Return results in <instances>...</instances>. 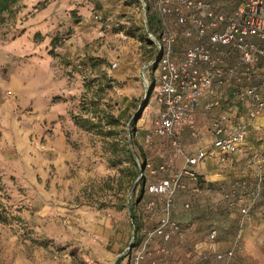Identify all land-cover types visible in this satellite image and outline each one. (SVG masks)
I'll return each instance as SVG.
<instances>
[{
    "label": "rangeland",
    "instance_id": "rangeland-1",
    "mask_svg": "<svg viewBox=\"0 0 264 264\" xmlns=\"http://www.w3.org/2000/svg\"><path fill=\"white\" fill-rule=\"evenodd\" d=\"M144 1L143 10L140 0H17L0 14V264H130L156 226L161 199L147 188L177 172L181 157L152 132L156 80L144 66L155 55L145 33L154 15ZM191 142L187 131L179 150L193 152ZM245 148L217 156L232 182L264 172V117ZM263 215L259 202L244 225L258 221L260 240ZM236 219L231 210L230 237ZM177 241L153 238L150 256L163 247L174 263Z\"/></svg>",
    "mask_w": 264,
    "mask_h": 264
},
{
    "label": "built area",
    "instance_id": "built-area-1",
    "mask_svg": "<svg viewBox=\"0 0 264 264\" xmlns=\"http://www.w3.org/2000/svg\"><path fill=\"white\" fill-rule=\"evenodd\" d=\"M140 2L144 10L146 3ZM150 8L154 29L147 28L145 33L155 55L160 49L157 62L152 57L144 66H153L155 72L158 112L153 135L168 139L179 150L175 126L196 111L213 112L208 115L213 140L184 156L177 172L147 188L148 194L161 199L162 213L132 254L130 264H171L165 259L169 250L160 247V257L153 259L148 250L153 238L166 244L171 236L181 239L184 235V226L170 218L172 197L184 188V179L196 181L193 166L214 154L223 157L238 152L264 114V0H152ZM189 127L193 132V123ZM247 196L248 203L237 207L230 247L213 254V261L232 264L250 209L264 204V172L259 166ZM224 199L229 208L234 207L235 191L230 190ZM188 207L183 204L184 209ZM215 237L214 230L207 234L209 242Z\"/></svg>",
    "mask_w": 264,
    "mask_h": 264
},
{
    "label": "crops",
    "instance_id": "crops-1",
    "mask_svg": "<svg viewBox=\"0 0 264 264\" xmlns=\"http://www.w3.org/2000/svg\"><path fill=\"white\" fill-rule=\"evenodd\" d=\"M211 114H213V112L204 115L196 111L193 115L187 116L175 126L174 132L178 138L185 135L187 131L190 132L193 142L189 144L188 149L193 147V152L197 148L209 144L213 140V134L209 130L208 120V115ZM263 117L264 116L257 119L258 123H260ZM202 119H204L203 122H201ZM189 123H193V132H191ZM246 149L249 148H245V145H243L239 151H245ZM178 152V156H180L181 159L177 160L176 166L180 169L183 165L182 158L191 155L193 152H187L185 149H182V151L178 150L177 153ZM238 152L232 155H238ZM217 156V154H214L212 157L206 158L191 168L197 178L196 181L185 180L187 184L186 188L190 187L191 192L186 193L184 190L180 191L181 200L178 205L179 209H174V199L172 200L170 218L172 221L184 226V235L186 236L183 235L184 239L183 237L181 239L177 238L179 241L174 245L177 255L174 263L169 261L171 264H220L213 261V254L224 252L230 247L231 237L228 234L229 226L226 224V217L231 210L237 211L238 206H244L248 203L247 190L251 189L254 185L255 177L253 180L243 179L237 183L232 182L228 169H221V161L216 160L218 159ZM248 163L255 164L251 158ZM230 183H234L236 186V190L233 191H235V198L237 201L234 207H232L233 209L226 205L224 199V196L228 194V192H225L223 189L228 187ZM240 183H244L245 187L240 188L238 186ZM193 186H196L194 190H192ZM199 187L200 189L198 191ZM193 191H196V193ZM228 191L230 192V190ZM178 193L179 192H176L174 197H177ZM219 193H222L221 198H218ZM240 195L245 196L247 203H237L241 198ZM187 200L190 201V205L186 202ZM177 203L178 202H176V204ZM184 203L188 204L189 207L187 209L183 208ZM263 216L257 219L260 220ZM257 223L258 221H255L251 227L244 226L242 243L233 255V264H264V240H260L263 228ZM201 228H204L207 234L211 230H214L217 236L216 240L212 243L207 240V237L203 239V236H198ZM155 255H158L157 251H155ZM153 258L156 257L152 255L150 259Z\"/></svg>",
    "mask_w": 264,
    "mask_h": 264
},
{
    "label": "trees",
    "instance_id": "trees-1",
    "mask_svg": "<svg viewBox=\"0 0 264 264\" xmlns=\"http://www.w3.org/2000/svg\"><path fill=\"white\" fill-rule=\"evenodd\" d=\"M17 0H0V14L1 13H3V12H5V11H8L10 8H11V6L16 2ZM149 21V20H148ZM129 124H132V120H130L129 122H128ZM133 145V144H132ZM126 152H128V150L126 149ZM128 154H129V152H128ZM141 179V178H140ZM139 191H137V193H136V196H138L139 195ZM132 209L133 208H131V210L129 211V217L132 219V220H134V216H133V213H132ZM133 224V228H135V226H134V223H132ZM120 260V258H118L115 262H114V264H117L118 263V261Z\"/></svg>",
    "mask_w": 264,
    "mask_h": 264
},
{
    "label": "water",
    "instance_id": "water-1",
    "mask_svg": "<svg viewBox=\"0 0 264 264\" xmlns=\"http://www.w3.org/2000/svg\"><path fill=\"white\" fill-rule=\"evenodd\" d=\"M141 1V0H140ZM145 32L147 33L148 30H147V27L145 25ZM160 57V49H158V52L156 53V55L153 57V60H154V63L157 62V60L159 59ZM148 94H145L144 95V100L146 101V98H147ZM144 101V102H145ZM141 174V169H139V175ZM131 246H128L127 249L129 250Z\"/></svg>",
    "mask_w": 264,
    "mask_h": 264
}]
</instances>
